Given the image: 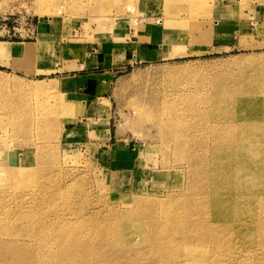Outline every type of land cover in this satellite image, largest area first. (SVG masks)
Instances as JSON below:
<instances>
[{
	"label": "rangeland",
	"instance_id": "374dc122",
	"mask_svg": "<svg viewBox=\"0 0 264 264\" xmlns=\"http://www.w3.org/2000/svg\"><path fill=\"white\" fill-rule=\"evenodd\" d=\"M108 39L110 52L102 47ZM249 62L255 66L243 68ZM239 85L264 94V0H0V228L26 233L35 224L54 235L58 226L46 219L59 216L99 250L70 252L48 238L16 251L8 243L15 236L1 231L0 264H127L157 239L131 250L99 246L103 226L126 217L151 233L178 220L215 222L198 205L183 220L152 225L155 215L182 211L195 185L206 183L203 159L188 157L202 153L210 127L228 117L221 99L248 90ZM165 100L208 112L205 121L184 120L208 126L186 136L184 158L149 121ZM14 169L23 178H10ZM227 230L226 249L214 252L230 264H258L264 236L235 224ZM42 244L54 250L39 251Z\"/></svg>",
	"mask_w": 264,
	"mask_h": 264
},
{
	"label": "bare ground",
	"instance_id": "6f19581e",
	"mask_svg": "<svg viewBox=\"0 0 264 264\" xmlns=\"http://www.w3.org/2000/svg\"><path fill=\"white\" fill-rule=\"evenodd\" d=\"M252 64L253 63L249 62L243 65V68L255 66V62L253 65ZM237 89L248 90H242L241 92L235 91L234 94H229L221 99V102L227 103L228 105V117L222 121H217V123L210 127V134L212 136L210 143L208 141H202L203 145L199 147L203 150V152L198 153V155H189L188 157L189 160H192L193 162L194 160L199 161V159H203L200 163L199 168L201 170H199V172L202 173V170H204L206 177L204 181H206V183L202 185V187L198 184L195 185L197 188V196L192 198L193 201L184 202L182 205L185 207L182 208V211H179L180 209H178L176 211H172L171 213L163 212L160 214L161 216L155 215L154 220H152V225L158 223L160 220H163L164 216L167 218L177 217L181 219V215L183 216V213L194 215L195 213L194 211L192 212V210H195V207L198 205V208L202 209L200 213L205 214L208 212L210 217L214 219L215 222L208 224H194L193 221L190 222L188 220V222L185 221L183 223L178 220L172 227L174 228L173 230L170 226L171 229H161L159 232H156L155 229H151V231L154 232L150 233L147 232L142 225H137L138 228H136V224L126 219V212V215H123L125 218L120 219L118 224L103 226V229L107 230V233L102 232L99 240V246L100 244L108 243V245L114 244L116 245L115 247L120 246L121 248L131 250L138 240L142 243L152 245V239L155 238L157 239L158 244H156L152 252L148 251L153 248L150 249V247H146L147 251L142 255L145 258L144 260L141 256L138 259L139 261L134 260L130 263L128 262L127 264H142L147 259L152 263L161 261L163 264H210L211 261L217 264H230L232 262L225 261L221 258L219 253L214 252V250L222 251V248L226 249V240L229 236L227 228L230 227V225H239V231L247 230L251 235H258V237L264 236V94L259 95L258 93V96L255 90L243 85H239ZM257 96L259 97L258 100ZM246 103H248L251 109H253V112L245 113L240 111L242 105ZM163 104L164 107L163 110H160L162 111L160 115L158 114V116H155L153 114L154 111L151 112L150 117L148 116L149 121L152 119L158 123L160 128L159 131L163 136V139L167 140V142H172L177 155L180 158H184L183 153L186 148L185 142L187 143L186 136L193 137L195 134L199 133L198 131L202 133V130H204L205 127L206 129L208 128L207 124L203 127L204 125H201L200 123L199 124L201 126L199 127H194L192 125L190 127V125L186 124L184 120L191 117L205 121L208 112L203 109L198 110L192 106L177 107L175 103L174 105L170 103L168 104L166 100ZM163 104H159L161 106H158L162 107ZM183 104H185L184 101ZM217 109H219V107H217ZM242 109H244V107ZM139 111L140 109H136L135 113ZM213 115L217 116L216 113H213ZM227 115L225 114V116ZM156 119H158V121ZM194 139L190 141L193 142ZM193 147H195V145ZM9 171L12 174L10 178H21L23 174L25 175V173L17 172V169ZM197 174L200 176L199 173ZM16 181L19 180L17 179ZM185 198L187 197L185 196ZM192 202H195L194 205ZM151 211L153 210H150V213H152ZM201 217L203 216L201 215ZM53 219L56 221L58 219L64 220H58L59 222L57 223L53 222ZM46 221H50L49 224H55L58 226L59 229L55 227L58 230L57 233L53 231L54 235H50L45 233V230H42L41 227L40 229H33L35 228V224L32 228H28L29 226H26V233L24 232L25 229L23 231L24 233L19 231L15 232V229L13 230V226L5 225L0 228V233L2 231L6 232L7 235L15 236V238L9 237L11 241L8 243L13 245L16 251H21L24 246H30L29 244H32L34 240L40 239L44 241L48 238H58V245L61 243L64 246H68V250L70 252H83L85 255L89 252L94 253L98 250V247H94L93 245L91 246L92 249H90V246L87 244L89 239L80 241L76 237L77 234H73L69 231L67 226L68 218L58 216L51 219L47 218ZM222 224H225L226 226L223 227ZM252 224H257V226L254 227ZM17 226L18 225H15V227ZM215 226L219 227V231L215 230L213 234L211 231L214 230ZM130 227H133V232L130 231ZM44 228H47V226H44ZM36 230H41V232L37 233L38 231L35 232ZM260 245L261 251L263 252L262 254L264 255V239ZM41 249L42 250L39 251L45 250L47 252L49 250H54L45 244H42ZM107 252L108 251H106V254ZM93 255L95 256L96 253ZM259 263L264 264V257L261 258L258 264Z\"/></svg>",
	"mask_w": 264,
	"mask_h": 264
},
{
	"label": "crops",
	"instance_id": "0c3cea01",
	"mask_svg": "<svg viewBox=\"0 0 264 264\" xmlns=\"http://www.w3.org/2000/svg\"><path fill=\"white\" fill-rule=\"evenodd\" d=\"M127 20L124 18L123 20H120V22H126ZM5 47H6V45H4ZM22 47V46H21ZM103 48H104V50L106 51V52H110L111 50H112V42H111V40L110 39H108V41L106 42V41H104V44H103V46H102ZM95 52H93V54H94ZM103 57L104 56H102V60H104L103 59Z\"/></svg>",
	"mask_w": 264,
	"mask_h": 264
}]
</instances>
